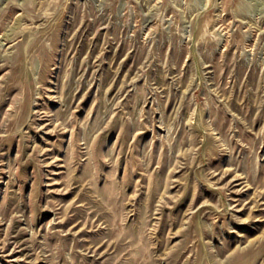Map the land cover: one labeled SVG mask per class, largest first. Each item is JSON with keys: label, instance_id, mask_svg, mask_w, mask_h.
Returning a JSON list of instances; mask_svg holds the SVG:
<instances>
[{"label": "rangeland", "instance_id": "374dc122", "mask_svg": "<svg viewBox=\"0 0 264 264\" xmlns=\"http://www.w3.org/2000/svg\"><path fill=\"white\" fill-rule=\"evenodd\" d=\"M0 264H264V0H0Z\"/></svg>", "mask_w": 264, "mask_h": 264}]
</instances>
